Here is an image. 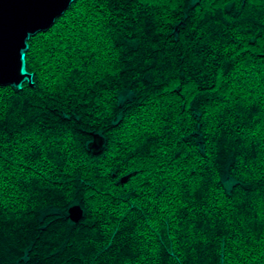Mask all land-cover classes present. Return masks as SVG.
Listing matches in <instances>:
<instances>
[{
	"label": "trees",
	"instance_id": "16d2710c",
	"mask_svg": "<svg viewBox=\"0 0 264 264\" xmlns=\"http://www.w3.org/2000/svg\"><path fill=\"white\" fill-rule=\"evenodd\" d=\"M25 66L0 264H264V0H74Z\"/></svg>",
	"mask_w": 264,
	"mask_h": 264
},
{
	"label": "water",
	"instance_id": "95a60500",
	"mask_svg": "<svg viewBox=\"0 0 264 264\" xmlns=\"http://www.w3.org/2000/svg\"><path fill=\"white\" fill-rule=\"evenodd\" d=\"M74 0H0V86L21 88L33 84V74L26 70L28 40L50 29ZM91 145L98 151L103 141L97 135ZM128 176L122 177L124 182ZM83 216L79 204L69 209V217L78 222Z\"/></svg>",
	"mask_w": 264,
	"mask_h": 264
}]
</instances>
